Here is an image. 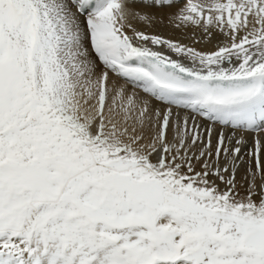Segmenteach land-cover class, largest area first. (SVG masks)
<instances>
[{
  "label": "snow or ice",
  "instance_id": "snow-or-ice-1",
  "mask_svg": "<svg viewBox=\"0 0 264 264\" xmlns=\"http://www.w3.org/2000/svg\"><path fill=\"white\" fill-rule=\"evenodd\" d=\"M174 2L0 0V264H264V0Z\"/></svg>",
  "mask_w": 264,
  "mask_h": 264
},
{
  "label": "bare ground",
  "instance_id": "bare-ground-1",
  "mask_svg": "<svg viewBox=\"0 0 264 264\" xmlns=\"http://www.w3.org/2000/svg\"><path fill=\"white\" fill-rule=\"evenodd\" d=\"M183 3L184 0H181L179 2H174L173 7L171 9H166L165 11H176L183 5ZM135 7L142 12L143 11H152L157 13L159 12V10L157 9H146L142 3L135 5ZM130 22L137 30L145 31L149 35L156 34L166 38L179 39L180 42L185 43L190 47H194L197 50L205 51V52L215 51L217 45L222 43L224 40V37L220 34L218 29L213 30L212 37L210 40H206L204 39L205 34L203 28L195 27L192 25H187V26L181 25L179 28H177L176 24H169L167 22H165L164 25H160L159 23L146 25L138 20H132ZM129 34H131L130 30H129ZM148 46L152 47L150 43L148 44ZM237 135L239 136V134ZM263 135L264 132H247L244 135L245 143L241 145V148L243 149V152L244 151L246 152V154L244 155L245 161L249 163L252 167L255 166V157L250 156L249 153L255 152L256 139H259L260 144H262L261 137ZM248 138H251L250 142H248ZM261 147L262 148L259 152V158L261 163L264 164V145Z\"/></svg>",
  "mask_w": 264,
  "mask_h": 264
},
{
  "label": "rangeland",
  "instance_id": "rangeland-1",
  "mask_svg": "<svg viewBox=\"0 0 264 264\" xmlns=\"http://www.w3.org/2000/svg\"><path fill=\"white\" fill-rule=\"evenodd\" d=\"M250 139H251V138H248V142H250ZM261 139H262V144L264 145V135L261 137ZM262 144H261V146H263ZM261 148H262V147H261ZM241 154H242V155H245V154H246L245 151L243 152V149H242V148H241Z\"/></svg>",
  "mask_w": 264,
  "mask_h": 264
}]
</instances>
